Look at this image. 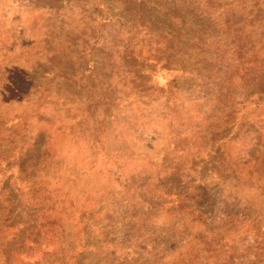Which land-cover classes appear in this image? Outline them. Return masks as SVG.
<instances>
[{"label": "rangeland", "instance_id": "obj_1", "mask_svg": "<svg viewBox=\"0 0 264 264\" xmlns=\"http://www.w3.org/2000/svg\"><path fill=\"white\" fill-rule=\"evenodd\" d=\"M0 264H264V0H0Z\"/></svg>", "mask_w": 264, "mask_h": 264}]
</instances>
